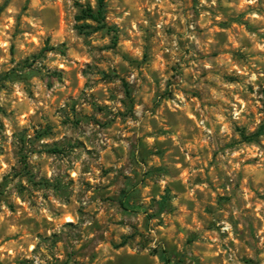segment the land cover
<instances>
[{"label": "rangeland", "instance_id": "rangeland-1", "mask_svg": "<svg viewBox=\"0 0 264 264\" xmlns=\"http://www.w3.org/2000/svg\"><path fill=\"white\" fill-rule=\"evenodd\" d=\"M105 4L0 0V264H264V0Z\"/></svg>", "mask_w": 264, "mask_h": 264}, {"label": "trees", "instance_id": "trees-1", "mask_svg": "<svg viewBox=\"0 0 264 264\" xmlns=\"http://www.w3.org/2000/svg\"><path fill=\"white\" fill-rule=\"evenodd\" d=\"M106 4L105 0H98V5L97 8L94 9L91 6L83 7L80 12V16L78 17L79 21H84V20H91L98 24L97 29H105L107 28V23H106ZM242 137L246 140H250L251 137H246L245 134L242 133ZM162 260L164 261L165 264H173L171 259L168 258L165 252L162 253L161 255Z\"/></svg>", "mask_w": 264, "mask_h": 264}]
</instances>
